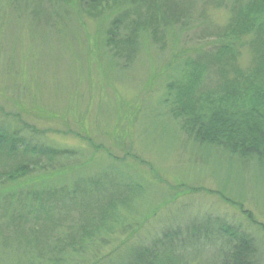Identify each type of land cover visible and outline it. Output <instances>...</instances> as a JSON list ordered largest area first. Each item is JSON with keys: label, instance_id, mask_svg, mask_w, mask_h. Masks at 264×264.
<instances>
[{"label": "rangeland", "instance_id": "374dc122", "mask_svg": "<svg viewBox=\"0 0 264 264\" xmlns=\"http://www.w3.org/2000/svg\"><path fill=\"white\" fill-rule=\"evenodd\" d=\"M56 1L51 19L0 18V123L11 133L35 126L46 145L74 151L79 160L55 175L6 181L26 159L0 152V264L69 263L80 245L79 262L108 264L164 230L209 218L264 242L245 213L264 225V171L190 141L165 105L186 62L222 46L235 11L252 0H177L175 18L156 22V38L143 33L123 60L103 45L112 17L102 27L87 8L79 18L77 0ZM254 40L242 39L232 67L226 56L210 68L194 101L236 108L239 75L254 70L264 51ZM262 84L259 77L249 87ZM64 188L76 196L56 201L55 191ZM208 250L192 251L198 259L191 264L211 260Z\"/></svg>", "mask_w": 264, "mask_h": 264}, {"label": "trees", "instance_id": "16d2710c", "mask_svg": "<svg viewBox=\"0 0 264 264\" xmlns=\"http://www.w3.org/2000/svg\"><path fill=\"white\" fill-rule=\"evenodd\" d=\"M54 2L58 1L0 0V18L5 19L18 14L28 19L27 17L32 14V19L39 21V16L44 14L51 19L50 16L54 15L52 10ZM77 2L79 4L75 8L79 18L83 17L80 11L81 9L85 11V8L88 9L85 13L90 18L99 19L101 26L106 16L112 17L110 28L103 32L105 36L103 45L111 47L117 53L118 59H122V52L127 48L131 49L138 45L143 33L145 36L156 38V22L168 23L176 16L177 8L174 7L180 6L177 0H77ZM234 15L232 24L223 35L226 39L222 40V46L213 44L209 51H203V55L197 61L188 60L183 70L184 75L169 84L165 105L168 106L171 116L181 124L183 133L190 141L200 147L206 146L235 157L241 163H251L264 171V85L249 87L259 77L264 82V51L258 58L259 65L254 70L247 75L243 73L239 75L232 93L233 96L240 97V103L234 104L235 109L230 110L231 106L219 110L206 109L196 102L202 93L206 73L217 61H222L226 56L231 59V65H228L232 67L238 46L245 36L248 34L255 36L254 46L259 42L264 45V0H252L239 11L236 10ZM220 73L224 74L221 67ZM5 123H0V152L10 160L20 159L21 156L26 159L17 161L16 166L3 177L6 181H20L37 174L48 177L74 168V165L78 164L79 159L74 151L60 150L41 141L44 133L37 127L24 123L22 129L11 133ZM43 160L51 161L45 163ZM75 191L69 188L56 190L54 199L58 201L62 198L75 197L77 194ZM245 213L252 226L264 231L263 224L256 222L249 211ZM207 220L210 222L206 225L200 221L198 224L190 225L186 230L180 227L164 230L150 244L129 246L123 259L111 260L108 264H191L198 259L191 257L192 251L200 248L213 249L211 260L206 263L201 261V264H264V242L261 238L239 225H229L217 218ZM82 247L84 246L80 245L75 249L74 255L77 259L70 257L69 263L57 259V264H82L79 262V256L84 251ZM88 248L99 250L98 247L91 245L87 246ZM97 264L102 262L99 261Z\"/></svg>", "mask_w": 264, "mask_h": 264}]
</instances>
